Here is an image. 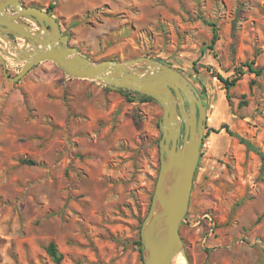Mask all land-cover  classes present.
<instances>
[{"label":"rangeland","instance_id":"374dc122","mask_svg":"<svg viewBox=\"0 0 264 264\" xmlns=\"http://www.w3.org/2000/svg\"><path fill=\"white\" fill-rule=\"evenodd\" d=\"M21 1L52 4L69 44L92 61L148 57L182 72L206 105L179 227L189 264H264V72L246 66L264 67V0ZM0 48L9 50L1 39ZM5 62L9 75L23 66ZM217 74H237L227 93ZM161 114L154 99L51 61L15 82L0 63V264H142Z\"/></svg>","mask_w":264,"mask_h":264},{"label":"water","instance_id":"95a60500","mask_svg":"<svg viewBox=\"0 0 264 264\" xmlns=\"http://www.w3.org/2000/svg\"><path fill=\"white\" fill-rule=\"evenodd\" d=\"M0 39L9 49L0 48V63L10 82L18 81L39 62L51 61L69 76L128 89L161 106L159 169L139 232L142 264H170L178 253L189 264L179 227L189 207L200 158L206 105L188 79L177 68L148 57L92 61L69 44L68 34L62 33L51 13L25 6L21 0H0ZM5 57L23 60L18 73L8 74Z\"/></svg>","mask_w":264,"mask_h":264},{"label":"trees","instance_id":"16d2710c","mask_svg":"<svg viewBox=\"0 0 264 264\" xmlns=\"http://www.w3.org/2000/svg\"><path fill=\"white\" fill-rule=\"evenodd\" d=\"M53 7L52 4H49V6L46 8V11L50 13L51 11V8ZM210 25L214 26V23H209ZM213 36L211 38V41H210V44H213L215 42V39L217 37L216 33H215V28L213 29ZM246 66L248 67V71H250L251 73H253L254 75L256 76H259L261 75L263 72H264V67H259V68H255L252 66V63L251 62H248L246 63ZM239 70V69H238ZM238 74L241 73V71H237ZM217 78L224 84V87L226 89V93L228 92V90L235 84L238 76L237 74L235 76H233L231 79H228V78H224L222 77L221 75L217 74L216 75ZM137 93V92H135ZM140 98L142 100H148V99H152L151 97H148L146 95H142V94H139L137 93ZM228 96V94H226ZM220 128H224L226 130V132H228L230 135H234V136H237L239 138V141L244 143L246 145L247 148L249 149H252L254 148L251 143H249L247 140H245L244 138L236 135L235 133L231 132L228 128V125L227 124H222ZM21 162L23 163H26V164H33V162L31 160H27V159H23L21 160ZM138 244L140 245V241H138ZM46 250L48 252V254L50 255V257L54 260L55 263H59L60 259H61V255L60 253H58L57 249H56V246L53 242H49L47 247H46ZM188 260H189V257L187 255V253L185 252Z\"/></svg>","mask_w":264,"mask_h":264},{"label":"bare ground","instance_id":"6f19581e","mask_svg":"<svg viewBox=\"0 0 264 264\" xmlns=\"http://www.w3.org/2000/svg\"><path fill=\"white\" fill-rule=\"evenodd\" d=\"M170 264H185V259L180 253H178L172 258Z\"/></svg>","mask_w":264,"mask_h":264},{"label":"crops","instance_id":"0c3cea01","mask_svg":"<svg viewBox=\"0 0 264 264\" xmlns=\"http://www.w3.org/2000/svg\"><path fill=\"white\" fill-rule=\"evenodd\" d=\"M23 21H25V22H29V20H26V19H22ZM17 40V42H19V44L21 45V40L20 39H16Z\"/></svg>","mask_w":264,"mask_h":264},{"label":"built area","instance_id":"2783aa9c","mask_svg":"<svg viewBox=\"0 0 264 264\" xmlns=\"http://www.w3.org/2000/svg\"><path fill=\"white\" fill-rule=\"evenodd\" d=\"M211 232H213V231H212V227L209 229V233H211Z\"/></svg>","mask_w":264,"mask_h":264}]
</instances>
